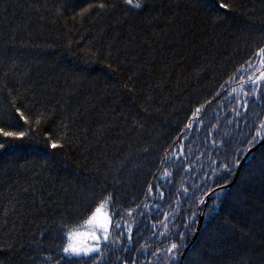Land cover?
I'll return each instance as SVG.
<instances>
[{
  "label": "trees",
  "instance_id": "trees-1",
  "mask_svg": "<svg viewBox=\"0 0 264 264\" xmlns=\"http://www.w3.org/2000/svg\"><path fill=\"white\" fill-rule=\"evenodd\" d=\"M62 2L0 0V45L7 42L16 58L7 77L0 65V79L14 88L13 96L19 91L25 97L17 101L18 106L32 98L44 103L66 101L70 128L69 142L62 150L47 148L43 137L16 141L0 150V211L5 206L9 209L8 223L0 229V233H8L5 242H13L14 237L16 245L24 244L23 255L32 256L36 246L30 241L44 227L45 218L53 219L103 184L116 193V202L123 209L131 208L133 213L125 212L122 220L121 230L126 233L122 243L128 245L127 250L120 244L108 247L98 264H122L131 259L137 264H172L163 250L178 241V236L175 229L167 237L159 234L164 229L157 222L163 219L158 211L178 207L175 223L179 231H185L183 217L191 215L192 201L209 187L231 182L217 202L218 214H209L216 195L206 198L186 231L176 264H240L250 258L252 264H259L264 230V141L238 170L237 165L225 172L219 164L241 160L264 119V96L247 98L250 106L245 109L237 102L238 94L244 98L239 76L225 83L241 64L259 62L254 54L264 46V0H223L231 2L232 9L219 7L221 0H151L153 14L164 9L151 24L144 20L146 12L118 5L115 11L99 16L93 12L82 25L72 20L70 11L57 16L56 7ZM85 2L92 0H73V10ZM69 39L71 48L66 46ZM89 46L93 52L100 49L98 57L81 51ZM109 51L112 58L106 59ZM109 63L119 65L120 70L109 69ZM141 64L150 71L137 77L133 96L121 85ZM201 68L204 71L197 74L195 70ZM221 84L225 86L221 88ZM69 88L75 92L64 96L62 89ZM245 90L250 91L251 85ZM148 93L153 100L145 113L141 106ZM11 104L7 91L0 89V127L23 130L27 126L16 118ZM197 108L201 109L199 119L193 117ZM65 114L57 106L46 129L51 130ZM133 115L143 127L132 125ZM190 123L193 127L185 129ZM213 140L221 143L214 145ZM181 144L190 170L176 167L182 159L175 155ZM212 167L218 169L215 175ZM205 173L214 183L202 180ZM149 184L160 187L149 193ZM181 185L188 189L187 194ZM24 187L29 191L20 192ZM200 214L202 221L193 238ZM145 243L149 244L146 251L140 249ZM52 244L45 238L41 247ZM156 248L162 250L158 260L152 256ZM251 248L255 253L248 251ZM51 250L58 258L55 247ZM9 257L11 264L22 258L15 248L11 253L0 251L4 264H9ZM77 264H85V260Z\"/></svg>",
  "mask_w": 264,
  "mask_h": 264
},
{
  "label": "snow or ice",
  "instance_id": "snow-or-ice-1",
  "mask_svg": "<svg viewBox=\"0 0 264 264\" xmlns=\"http://www.w3.org/2000/svg\"><path fill=\"white\" fill-rule=\"evenodd\" d=\"M118 5L127 6L132 10H136L139 13H145L144 20L146 23L151 24L154 20L158 19L159 16L163 15L164 9L161 8L159 12L153 14L154 6L151 0H92V2H85L84 6L78 7V10H73V0H63L62 4L57 5L56 14L57 16H63L65 11L72 12V20L74 22L79 23L80 25L83 22L91 17L93 12H96L97 16L105 11H115ZM219 7L222 9H232L234 5L231 2H223L219 4ZM127 15V13H125ZM171 19V17L169 18ZM219 19V17H217ZM251 19V17H249ZM67 22V21H65ZM83 39V37H81ZM115 39V37H114ZM91 42H89L90 45ZM73 41L69 39L67 41V47L71 48ZM110 46V45H109ZM86 55H90L95 58L100 54V49H97L95 52L92 51L91 47H86L81 49ZM258 57V63L253 62H245L241 64L238 68H236L231 75L228 76V81L225 83L231 82L234 78L239 76V83L241 85L240 91L243 92V99L237 96V102L241 107L247 109L249 105V97H255L257 100L261 99L264 96V46H261L257 53H255ZM105 58H112L111 51L105 53ZM251 60V58H250ZM123 64V61L120 62ZM0 65L5 67L3 72V77H7L9 71L14 69L16 66V58L15 52L13 48L5 42L4 45H0ZM109 69L113 71H119L120 67L117 65L113 66L112 63L108 65ZM144 71H150V67L146 64H141L138 68L131 72L130 75L127 76V79L121 85V87L130 95L135 96L137 92L136 88V79L137 77ZM197 74L199 72L204 71V69L195 70ZM258 72V75L255 74ZM73 84L77 83V81H72ZM251 85V90L246 91L245 86ZM161 85H150V87H159ZM225 84H221V88H223ZM31 85H29V88ZM0 89L6 90L8 95L12 98L11 109L14 111L15 116L18 120L23 121L26 128L23 130H6L4 127H0V137L5 139H0V150H3L8 147L9 144L21 141L29 138L39 139L43 137V142L45 146L49 149L54 150H62L64 149L66 143L69 142V121L68 114L66 109V101L57 100L52 103H44L41 101L32 98L30 103H20L17 105V101H22L25 97L19 92H16V95L13 96V87H9L4 79H0ZM28 89H25L27 92ZM55 91V89H53ZM147 92V90H144ZM232 91H236L233 89ZM75 92L74 88L62 89V93L64 96H70ZM220 93H217V98H219ZM153 97L150 93L145 95L144 97V105L141 106L142 112H148L147 105L151 103ZM205 103H208L206 101ZM65 111V115L60 118V121L55 124V126L48 130L46 129V124L53 117L56 107ZM33 108L37 110L35 112L32 111ZM158 111V109H156ZM201 109L197 108L193 112V117L199 119V113ZM71 115L73 117L76 116V112H72ZM239 115V113H237ZM11 119V116L9 117ZM131 123L135 127H143V124L137 120L136 115L132 116ZM202 124L203 121L200 120ZM260 126L256 128L255 134L252 135V138L248 141L249 148L253 146L255 143L264 140V119L260 120ZM193 125L187 124L185 125V129H191ZM213 128L216 125L212 126ZM185 129H181V132L185 131ZM85 131H87L85 129ZM102 135V132H101ZM209 135H211V131H209ZM212 143L214 145L220 144V141L213 140ZM146 153L148 151L147 148L143 149ZM237 152L241 151L240 149L236 150ZM245 152L248 151L247 148L244 149ZM184 146L181 144L179 146V150L176 151L175 155L177 157H181L182 159L176 165L177 169H188L190 170V165L183 159ZM165 159H170V157H166ZM164 161H162L163 163ZM215 161L212 162L215 165ZM241 163L239 158L229 159L227 162H222L219 164V168L225 170V172H230L233 168ZM211 171L213 175L216 174L218 169L216 167H212ZM195 174V173H193ZM167 175H171V173H167ZM213 180V177H210L205 173V176L202 177V180ZM117 183H119L117 181ZM227 183V182H226ZM160 185L149 184L148 191L151 193L154 188H159ZM183 192L185 194L188 193V189L183 187ZM35 187L31 188V191L35 192ZM29 191L28 187H24L20 189V192L26 193ZM216 195V200H213L212 205L209 206V214L217 212V202L220 199L221 193H223V187L217 185L216 188L209 187L207 191H204L201 196L196 197L193 201V209L191 210V215L183 217V228L185 231H179V227L175 223V213L179 211L178 207H173L171 212H159L158 216L163 217V219L158 220L164 229L159 234L163 237H167L168 232L173 229L176 230L175 235L178 236V241L173 240L166 249L163 251L166 252L167 259L172 262V264H176L177 254L181 252L182 246H184V240L186 237V231L190 228L191 224L195 222V218L198 215V211L202 205H205L206 198L209 197L210 194ZM161 198H163V192H160ZM179 197V193H177ZM43 203V201H41ZM140 206L137 205V208ZM14 211V208H13ZM9 209L5 206L2 211H0V229L4 228L7 225V216ZM127 212L128 214L133 213V209H123L120 204L116 202V193L106 185H98L96 188L90 190L88 194L81 200L77 201L73 204H70L67 208H64L59 214L51 220L45 218L44 227L39 231L38 236L34 237L30 243L35 245V251L32 256H24L23 249L24 244L20 243L16 245L14 242H5L4 237L8 235V233H0V251L5 252H13L15 248L16 251L20 253V257L18 258L17 264H77L78 261L85 260V264L87 261H91V264H98L104 255L105 250L108 247L114 246L116 244H120L125 250H127L128 245L126 243H122V238L125 237L126 233L122 231V220L123 214ZM119 217V219H117ZM171 217L172 228H169V218ZM228 224L227 217H225V225ZM155 227V225H153ZM15 228V225H13ZM131 232V228L128 229ZM11 229H9V233ZM119 233V235H116ZM155 235V233H153ZM45 238H50L53 241V244L49 246V248H42L41 245L44 244ZM130 240L131 237H128ZM59 243H55L56 241ZM260 262L259 264H264V230L261 233L260 240ZM52 247H55L56 256L58 258H54ZM149 248V244L145 243L140 245V249H144L145 251ZM138 249V251L140 250ZM162 250L160 248H156L154 252H152V256H157ZM248 251L255 253V248L248 249ZM121 258L117 257L119 261ZM159 257L157 256V260ZM9 264H11V258H8ZM0 264H4V261H0ZM122 264H137L136 259L123 260ZM240 264H252L251 258L247 261L241 260Z\"/></svg>",
  "mask_w": 264,
  "mask_h": 264
},
{
  "label": "water",
  "instance_id": "water-1",
  "mask_svg": "<svg viewBox=\"0 0 264 264\" xmlns=\"http://www.w3.org/2000/svg\"><path fill=\"white\" fill-rule=\"evenodd\" d=\"M263 141H264V140H261L260 142L254 144L253 146H251L250 148H248V151L245 152V154H244L243 157L241 158V163L237 166V170L239 169V167H240V165L243 163V161L246 159V157L249 156V154H251V152L253 151V149H254L257 145H260ZM237 170H236V172H237ZM235 174H236V173H235ZM232 181H233V180H232ZM230 183H231V182H230ZM230 183H229V184H226V185H222V187H223V188H227V187L230 185ZM201 221H202V214L199 215V218H198V221H197V226H196L195 232H194V234H193V238H194L195 235H196V232H197V230H198V228H199V226H200V224H201ZM193 238H192V239H193ZM186 248H187V247H186Z\"/></svg>",
  "mask_w": 264,
  "mask_h": 264
}]
</instances>
